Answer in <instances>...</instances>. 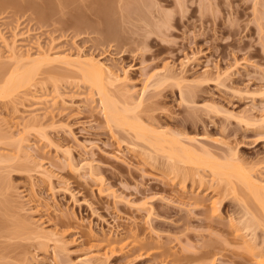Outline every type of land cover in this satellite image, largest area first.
<instances>
[{
    "label": "rangeland",
    "instance_id": "1",
    "mask_svg": "<svg viewBox=\"0 0 264 264\" xmlns=\"http://www.w3.org/2000/svg\"><path fill=\"white\" fill-rule=\"evenodd\" d=\"M12 40L106 63L144 125L264 182V0H0V87L30 66ZM41 67L0 97V264H264L248 186L173 167L106 122L77 68Z\"/></svg>",
    "mask_w": 264,
    "mask_h": 264
},
{
    "label": "bare ground",
    "instance_id": "2",
    "mask_svg": "<svg viewBox=\"0 0 264 264\" xmlns=\"http://www.w3.org/2000/svg\"><path fill=\"white\" fill-rule=\"evenodd\" d=\"M29 1H32V0H29ZM2 37H4V36H2ZM7 43H8V41H7ZM8 46H10L8 54H6V56H4V57H6L8 60L14 59L13 60L14 62L16 60H17L16 62H20L21 60H23V61L25 60L27 62L26 64L27 65L29 64L30 66L25 67L22 71H19V69H18V71L15 70L14 72L10 71L11 74L9 72H7L10 75L9 76L7 75L8 76L7 78L3 77L4 80H3L2 85L0 87V97L11 94L15 90H17L19 87L21 88L24 85L26 86V84L30 83L35 78L34 76H35L36 72L38 71V69L42 68L41 66H44L46 64L47 65L51 64V63L63 64L64 67L67 68V70H69V69L70 70L71 69L76 70V68H77L78 69L77 71L79 73H81V76H83V78L87 81V83L90 84L89 87H91L92 89L94 87L96 89L95 95L97 96V100H98L100 107H101V109L105 115V119H106L107 123H110V124H112V126L114 125V126L118 127V129H121L124 131H126V130L130 131V132L132 131V133H134V135H132V136H135L138 139V141L140 139V140H142L141 143L144 141L143 143H147L149 145V150L147 149L148 152L151 151L150 148H152L153 151L155 150V151L164 153L168 162L170 161L169 164H171L173 167L176 165L175 167L179 168L177 163H173V162L179 161L178 164H180V162H183V163H189V165L190 164H196L197 166H203V167H206V169L209 168L211 170V173L213 174V178H215V176H216L217 180H219V179L221 180L220 183L224 182L223 180H225V182H227V183L232 182V180L234 178H236L235 181L237 182V179H238V182L239 181H240V183L243 182L242 183L243 186L246 185L249 187L246 189L247 190L250 189V192H252L254 195L253 197L257 199L256 201H258L260 203V205L262 207L261 209L264 211V182L259 180L256 177H254L253 174L251 172H249V170L247 168L246 169L248 171L246 169H244L243 165H239L241 163L238 162L239 164H237V163H236L237 165L234 164L237 160L236 161L234 160V163H231V162H229L230 159H228L229 158V156H228V158H227L228 160L224 161L226 163H222V162L218 163L216 159H215L216 161L213 160V158H215V157L210 158V157L205 156L207 149H205V152H203L204 149H203V151L198 150V152L200 151V152L204 153V156H205L204 157V156L200 155L201 153H198L197 151L186 147L188 145L184 146V144L182 142L183 139H181V137H179V136L174 137V135L171 134L173 136L172 137L171 135H169L170 132H169V134H167L166 130H164L165 132H162L161 128L160 129L155 128V126L152 125L151 123H149V121H148V123L150 124V126L149 125L147 126V124L144 125L146 123V121H145V123H143L142 120H144V119L141 118L139 116V113L136 111L141 106V103H142L141 100L135 101V105L132 104L131 107L130 106L129 107L128 106H119V105H121V104H118L120 102L119 99L117 100L116 97H113L115 94L112 95L113 92L112 91L109 92L108 87L110 84L113 85L115 82L119 81L120 76L118 75V73H116L113 70L112 67L106 65V63L101 62L98 59H94L91 56H87V55H83V54L82 55L76 54V56H74L75 54L73 55L72 53H66V52L60 53V51H59V53L54 54V53H49L47 51L44 52V50H43V52L41 50H39V52L38 53L36 52L37 54L35 53L36 55L33 54V56H32V54H30L31 52L28 51V53L25 52L27 54V56L24 54V56H26V57H22L19 50H17L16 40H14ZM0 50H2V49H0ZM52 54H54V55H52ZM0 55H1V51H0ZM1 57H3V56L1 55ZM13 61H9V63L13 62ZM14 62H13V65L19 64V63H16V62L14 63ZM184 62H185V60H184ZM186 63H184V64H186ZM6 65H8V62L5 64V66ZM15 66L18 67V65H15ZM19 67H21V65ZM5 68H7V69L9 68L8 71L10 70V67L6 66ZM5 68H3L1 70V73H3L2 71ZM11 70L13 71V69H11ZM5 72H6V69H5ZM3 75H5V74H3ZM5 77H6V75H5ZM169 77H170L169 75L165 74L163 77H161L157 81V83L159 84L160 82H162L163 80H165ZM1 81H0V84H1ZM106 83H108V84H106ZM106 85H108V86H106ZM57 95H59V94H57ZM57 97L58 96L54 95L53 98L56 99V101H57ZM33 98L39 104L42 102L44 103V101L47 102L46 100H48L45 96H33ZM50 100H52V97ZM126 103H127V100H126ZM130 103L131 102L129 101L128 105H130ZM51 104H53V103H51ZM37 109L39 110L42 108L41 107L35 108V110H37ZM30 122H31V124H36L37 116H33L31 121H29V124H30ZM152 126H154V127H152ZM158 130H160V131H158ZM171 133H173V132H171ZM128 134L130 135V138H131V134L130 133H128ZM134 142H137V141H133V143ZM153 151H152V153H153ZM164 154H162V155L164 156ZM232 157H234V156L232 155ZM172 163L175 165H173ZM235 181L233 183H236ZM230 185L233 188H234V186H236L235 184L232 185V183ZM230 185H228V186H230ZM260 205H259V207H260ZM245 213H246L245 217H248V218L251 216L255 217V215H253V213L250 214V211H248V214H250L251 216H248L247 212H245ZM263 214L264 213L262 212L260 215L262 217V222H264V220H263L264 215ZM254 217H253V220L256 219L255 220L256 222L258 220V222H260L262 225V222L260 220L261 217L258 218V216H257L258 219L254 218ZM251 219L252 218H249V220H251ZM244 220H246V219H244ZM249 220L247 219L245 222H247V221L249 222ZM249 223H252V220ZM248 224H245V227L251 228L253 226L252 224H249V226H247ZM254 230H256V229H254ZM254 230H251V231L254 232ZM196 259H198V258H193V260H196ZM84 261L90 262V261H92V259L91 258H89V259L85 258Z\"/></svg>",
    "mask_w": 264,
    "mask_h": 264
}]
</instances>
